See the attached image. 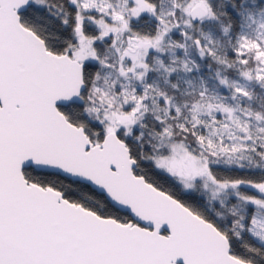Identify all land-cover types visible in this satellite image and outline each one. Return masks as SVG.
I'll return each mask as SVG.
<instances>
[{
	"label": "snow or ice",
	"instance_id": "6c2138e0",
	"mask_svg": "<svg viewBox=\"0 0 264 264\" xmlns=\"http://www.w3.org/2000/svg\"><path fill=\"white\" fill-rule=\"evenodd\" d=\"M0 264H264V0H0Z\"/></svg>",
	"mask_w": 264,
	"mask_h": 264
}]
</instances>
